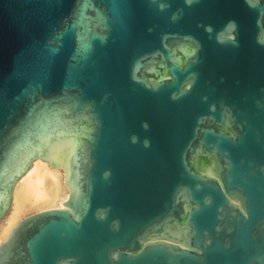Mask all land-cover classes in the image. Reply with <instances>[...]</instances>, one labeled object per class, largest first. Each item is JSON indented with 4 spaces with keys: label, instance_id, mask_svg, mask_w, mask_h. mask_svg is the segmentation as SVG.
<instances>
[{
    "label": "water",
    "instance_id": "obj_1",
    "mask_svg": "<svg viewBox=\"0 0 264 264\" xmlns=\"http://www.w3.org/2000/svg\"><path fill=\"white\" fill-rule=\"evenodd\" d=\"M37 159L0 264H264V0H0V221Z\"/></svg>",
    "mask_w": 264,
    "mask_h": 264
},
{
    "label": "bare ground",
    "instance_id": "obj_2",
    "mask_svg": "<svg viewBox=\"0 0 264 264\" xmlns=\"http://www.w3.org/2000/svg\"><path fill=\"white\" fill-rule=\"evenodd\" d=\"M66 172L47 161L37 159L33 167L16 184L8 214L0 221V246L17 223L30 214L64 208L69 197Z\"/></svg>",
    "mask_w": 264,
    "mask_h": 264
}]
</instances>
